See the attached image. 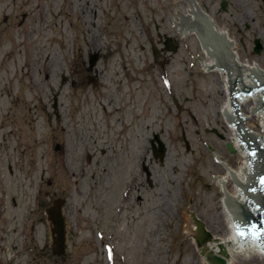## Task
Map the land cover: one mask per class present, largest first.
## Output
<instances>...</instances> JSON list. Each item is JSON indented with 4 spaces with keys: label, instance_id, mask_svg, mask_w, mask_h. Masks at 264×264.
<instances>
[{
    "label": "rangeland",
    "instance_id": "rangeland-1",
    "mask_svg": "<svg viewBox=\"0 0 264 264\" xmlns=\"http://www.w3.org/2000/svg\"><path fill=\"white\" fill-rule=\"evenodd\" d=\"M171 1L0 0V264H200L190 237L180 239L183 209L222 238L207 176L221 174L199 142L225 165L236 158L226 157L214 110L221 83L214 71L187 69V55L197 51L190 33L180 36L164 20L162 12L181 13V0ZM193 2L226 30L242 61L264 63L262 0ZM158 34L180 47L163 66L151 52V44L161 47ZM89 55L97 59L92 69ZM161 69L170 72V92ZM108 100L123 107L109 121L111 133L100 116ZM151 134L166 148L164 162L152 158L146 204L133 198L119 211L135 159L150 155ZM56 199L65 200L68 245L59 257L51 254L45 213ZM234 264L264 258L240 256Z\"/></svg>",
    "mask_w": 264,
    "mask_h": 264
},
{
    "label": "water",
    "instance_id": "water-1",
    "mask_svg": "<svg viewBox=\"0 0 264 264\" xmlns=\"http://www.w3.org/2000/svg\"><path fill=\"white\" fill-rule=\"evenodd\" d=\"M178 1L180 0H172L168 4H174ZM190 4L192 6L194 5L193 0H181V13L170 10V16L164 12H162V15L164 20H170L172 32L180 35L179 31L173 24V20H178L176 14L179 15L181 20L183 16H191L193 10H197L199 12V14H197V18L198 20L200 19V22L194 25L197 29L194 30V32H198L199 35L198 37H195L192 33H190L197 53L187 55V69L203 70V65L205 69L208 67H216L223 71L220 72L221 74L214 71L215 83H221L222 89V99L214 110L227 140L221 141L226 157L234 155L231 153H234L235 150V153L238 154V158H232L226 170L225 167L221 165L223 162L220 164L214 162L215 154L208 151L206 141H199L221 174L207 176L217 191L222 238L216 239L212 236V234L206 230L204 222L198 219L194 212H189L187 209L177 212L180 217L178 231H184L180 239L190 237L200 264H227V260H240V254L260 255L257 253V249L253 246V244L248 245L244 241L239 242L238 239H245V235H237L238 239L235 238L232 234L233 230L230 225L234 221L237 234L238 231L242 233H253V229L257 225L259 231L256 236L258 238L262 235V231H264V148L258 142H254L252 140V136L258 137L259 135H262V124H260L259 120L261 123L264 120L262 112L260 111L264 106V98L263 101L258 98L257 101L248 100L246 103H243L240 99L235 100L232 97L231 100L232 104H234L233 106L226 102L225 89L229 88L230 93L233 94L235 91V89H233L234 87L240 89L243 87L253 88L260 85L264 86V66L249 62V67H247L235 62L229 52V49H233L232 45L229 44V42L226 44L222 37L212 32L210 30V23L207 22L200 14V12L205 14L203 7L196 8L194 5V7L191 8ZM222 7L224 8L225 4H223ZM184 19L187 18L184 17ZM215 29L219 33H224V29L221 26H216ZM168 42L170 41L168 40ZM211 44H214L215 46H212ZM166 47L169 51H176V48L169 47L168 44H166ZM202 47L209 50V56L216 58L217 60L221 58L220 53L225 51L226 47L227 54L223 60L224 68L222 65V67H219L215 64L214 59L207 58L202 50ZM259 49L260 46L258 42H256L255 51L259 52ZM212 51H216L218 54L216 52L212 54ZM194 56H198L200 61L192 67L190 66V63H193ZM96 60L95 56L91 57L89 63L90 69H92L95 65ZM256 67L258 69H256ZM253 78L257 79L258 85H255ZM226 80H229V82L227 83ZM261 89L264 90L263 87H261ZM231 107H233L234 111L231 110ZM238 108L239 112L242 113L243 111L242 114L248 118H250L248 111L251 110L253 115L250 120L246 121L245 126L252 131L254 130V133L257 135L251 134L243 129V125L240 121L241 119L238 116ZM221 112L225 116L224 119ZM226 121L234 124L237 127L236 130L241 133L237 134L233 131V128L230 129L226 125ZM238 135L241 141L244 142L246 147H248L250 162L252 164V173L250 172V174H247L249 169L247 161L249 159L247 158L246 152L243 148L238 147ZM155 141L158 144V149L153 146V156L155 160L163 163L166 157V148L156 136ZM228 143H230L231 146ZM226 145L230 153L227 151ZM232 177L234 180L231 179ZM246 179L247 184H241L242 182H245ZM233 181L236 183L232 184ZM236 184L241 187L243 195L246 196L247 201L238 194L239 188ZM220 188L223 190V196ZM228 193L231 194V200H227ZM221 198L224 202V206L222 205ZM63 204L64 202L58 199L54 201L51 207L46 210L47 219L51 224L52 254L58 257L65 256L67 254L66 231L64 219L62 217ZM251 206L253 208H251ZM194 225L196 230L194 229ZM212 247H215L218 250L217 254L215 253V248L211 249ZM262 256L264 257L263 254Z\"/></svg>",
    "mask_w": 264,
    "mask_h": 264
},
{
    "label": "flooded vegetation",
    "instance_id": "flooded-vegetation-1",
    "mask_svg": "<svg viewBox=\"0 0 264 264\" xmlns=\"http://www.w3.org/2000/svg\"><path fill=\"white\" fill-rule=\"evenodd\" d=\"M158 36V35H157ZM160 43L159 45L161 46L160 47V52H159V59H157L155 61V63H158L160 62V64L162 65L164 62H169L170 60V57L168 55V52H165L164 51V48L162 47L163 45L161 44L162 41L158 40ZM172 44L173 45H176V40L173 39L172 41ZM153 45V44H151ZM151 50H152V47H151ZM146 70V69H144ZM162 72L160 73V79H164L165 81H167L169 84H170V87L171 89L172 88V83H171V80H170V77H169V74L170 72H168L167 69H161ZM146 73H150L149 70H146ZM192 77V73H190V75L188 76V79ZM120 89V90H119ZM166 89V88H165ZM115 92H117L118 94L121 93V88L118 87ZM179 94V93H178ZM176 95L175 94H172V102H174L176 108H177V111L179 113L182 112V106L178 103V100L176 99ZM185 102L188 101V97L184 100ZM177 103V104H176ZM107 108H109V113L107 111ZM102 114L100 115L101 118L103 120H106L108 123H107V130L109 133L111 132H114L115 128L113 125L109 124V121L112 119V115H114L115 113H117L118 111L122 112L123 110V107H122V103H121V106L120 104H114L113 100H108L106 103H104L102 105ZM170 110V109H169ZM110 117V118H108ZM118 120L120 121V125L124 126V123L123 121L125 120V118L122 117V115H120L118 117ZM133 127H135V124H132ZM135 132V131H134ZM133 132V134H134ZM126 133V126L122 129L121 133L119 136H123L125 135ZM152 135L151 134V138H152ZM151 138L148 140L147 142V146H148V150H145V152H149V157H143L142 159H138L136 160L135 159V162H134V168H133V174L131 175L130 177V180L128 182L127 185H125V187L123 188V190L121 191V200H122V203H120V207H124L123 210H128V206L130 204V202L132 201V199L134 198V201L137 202L139 205H142L143 203L146 204V200L144 199L143 201V196H146V193L149 189L152 188V185L151 183H149L147 177H146V169L148 168L149 170V166H150V163L152 162V147H151ZM125 140V139H124ZM111 152V149L109 148V150ZM100 154L101 155H105V151L101 150L100 151ZM114 155L116 156L117 155V152H114ZM87 160H89V162L91 161V158L90 157H87ZM138 170V172H137ZM145 194V195H140V192H142ZM123 192H126V197L125 195H123L122 193ZM124 196V198H123ZM128 201V202H127ZM131 207L129 208V211L131 212Z\"/></svg>",
    "mask_w": 264,
    "mask_h": 264
},
{
    "label": "bare ground",
    "instance_id": "bare-ground-1",
    "mask_svg": "<svg viewBox=\"0 0 264 264\" xmlns=\"http://www.w3.org/2000/svg\"><path fill=\"white\" fill-rule=\"evenodd\" d=\"M214 26L216 27V25H215V23H214ZM226 33V30L224 29V33L223 34H225ZM228 40H230L231 41V45H232V47H233V49H229V52H230V54H231V56H232V58H233V60L235 61V62H237V63H240V64H242V65H245V66H247V67H249V62H253V63H256V64H259V65H263L264 66V63H259V62H257V61H250V60H244V61H242L238 56H236L234 53H233V51L232 50H236V43H235V41L230 37V35H228V38H227ZM236 158H238V154H236V155H234ZM227 168H228V164L226 163V167H225V169L227 170ZM213 236L216 238V239H220V237H217V236H215L214 234H213ZM240 256H248V257H253V256H255V255H248V254H240ZM258 256H260V255H258ZM237 260H227V264H234L235 262H236Z\"/></svg>",
    "mask_w": 264,
    "mask_h": 264
},
{
    "label": "snow or ice",
    "instance_id": "snow-or-ice-1",
    "mask_svg": "<svg viewBox=\"0 0 264 264\" xmlns=\"http://www.w3.org/2000/svg\"><path fill=\"white\" fill-rule=\"evenodd\" d=\"M238 234H239V235H243V233H242V232H239V231H238Z\"/></svg>",
    "mask_w": 264,
    "mask_h": 264
}]
</instances>
